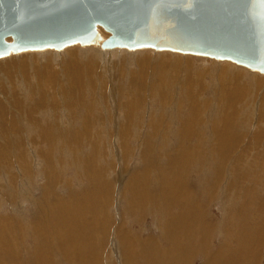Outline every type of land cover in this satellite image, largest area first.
Instances as JSON below:
<instances>
[{"label":"bare ground","instance_id":"6f19581e","mask_svg":"<svg viewBox=\"0 0 264 264\" xmlns=\"http://www.w3.org/2000/svg\"><path fill=\"white\" fill-rule=\"evenodd\" d=\"M175 25H177V21L175 20L174 21H171L168 19L163 20V17L161 18L153 17L150 20V17H149L147 20L146 28L143 31L139 32L138 35L149 37V38L155 37L156 39H163L167 41L184 42L187 39L189 42H201L204 44L209 43L210 37H206L205 34H203V36L195 35L194 38H187L185 36H182L180 32L177 30V28L175 27ZM97 29H99L98 33L100 34V38L98 41H95V42L83 43L80 41H73V42L66 43L59 47L49 45V46H44V47L29 46V47L10 48V51L7 52V54L5 55L0 54V85L2 86L3 91L10 96V100L13 103H16V106L21 110L22 114L33 112L34 116L38 120L47 119L49 121L48 126L53 131L51 132V131L43 129V126L38 123V127L35 132L36 135L34 136V139L31 141V148L34 149L35 146L41 144V140L39 139V135L41 134L44 135L45 138L54 139L59 142V144L57 145L58 150H55L57 155H54V156L52 154V151L54 149L48 151V153L50 152V154L48 155L46 152L42 151V149L40 148L41 151L39 152L46 158L48 165H51L54 162L56 163L57 161L56 156L62 155V152L63 154H66L68 158H65L64 156L63 159H60L58 161H63V164H64V159L69 160L71 158L70 156L72 154V148L74 147L78 149L80 148V144L84 137H87V136L98 137L104 134L106 136V134L110 133L111 136L113 135L119 140L117 141V143L115 140V145L118 148V153L115 152L113 149L112 150L108 149L106 147L107 145L106 146L103 145V147H100L96 143L98 142L96 139L94 141L90 139L92 142H89V146H92L94 150H90L88 153L86 152V154L85 153L81 154L82 152L79 153V150L75 153L74 158L71 160L73 161L74 164H77L81 167L83 166L82 170H84V172H88V170L90 171V173H88L90 174L88 176L90 180L89 183L90 185L92 184L94 186L93 187L90 186V190L88 189L89 191H86V193H84L85 190L83 193H80V194L77 192L78 197L74 196V197H77L76 198L77 201H75V198L72 197L73 198L71 199L72 203L68 205L66 202H60L59 204H57L56 203L57 200H56L55 201L56 204L50 209H49L50 203L46 204L47 205L46 209H43L44 204L41 203V205L43 206H42V210L40 208L41 206L39 207L40 208L39 212H38V208H36V213H35L36 216H34L35 218H33L32 220H33V223L39 221L40 223L39 231H40L41 238L43 239V242L46 244L48 248V246H50L49 244L51 240H54V243H55V240H59L57 243H60V246H58V244L56 245L57 252H52V250H49L50 247L48 248V250H45L43 252L41 248L37 247L34 253H30V251L25 249V246H24L25 257H26V261L24 262V264H26L27 262H34L35 264H45L43 257L47 253L48 254L58 253L56 256L59 259H60V256H62L63 258H65V260H67L66 261L67 263L69 261L72 263L71 260H73L74 263L81 264L83 258H86V260H89L91 263L98 262V258H100V264L105 263L104 260H103L104 263H102L103 262L102 257L100 256L99 253L94 252V255L90 253L91 250L97 249V246L99 244L97 242L92 241L90 238L88 239V235L91 236L93 233L92 231L94 229L92 225H94L95 223L91 225V218L89 215L85 214L86 210L84 211L85 207L87 208V206L84 207L83 204L86 200L87 201L90 200L92 202L93 199H96V204L98 203L100 205L99 209H103L106 203V200H107L106 197H108L107 194L110 189L111 183L109 182L110 180L107 179L106 173H108L109 171L106 172V170L108 168L106 169L105 166H101L100 160H102V158L105 161L108 160V162L109 160H111L112 163L117 165L118 163H120L121 160H123L122 158L123 156L125 158L129 157V154L133 152V149L131 147H130L131 149H128L125 147V144L128 142L125 143V141L122 140L123 134L128 135L130 131L132 132V130L138 129L140 127V124H143L145 121H148L150 125L154 129H157L158 131L167 130L169 126L170 127L172 126L171 125L173 123L172 121L176 120L174 118L177 117L178 115H181V116L186 115V117H183L182 120L180 119L178 120L181 124L180 126H183L184 128H190L193 125L195 118L204 119L202 117V112L200 111L202 109H199V108L196 109L197 106L195 107V102L196 101L198 102L199 100H200L199 102H201V98H198L197 96H199V94H202V92H204L208 88H209L208 90H212L213 93L217 92L216 99L219 101V103H217L218 105L217 109H219L223 105H226L228 107L232 105L240 106L243 101V98L245 99V98H248L247 97L248 95L252 94L254 96L256 94V89L258 88L259 83L262 82V86L260 88L258 96H260L259 97L260 104L264 102V70L257 68L255 66H252L244 61H243L244 63H242V61L236 60L232 57H225V56L217 55L219 60L221 59H224V60L219 61L217 59L216 65H214L215 63L212 62L213 67H211V65L210 66L208 65V67H211V68H208L207 71L214 72L215 70V73L217 72V75H213L215 81L213 80L211 84L207 85L201 81V76L203 73H204L203 77H205V73L207 75L209 74L206 71V69H204L203 66L198 65L199 67H201V69L200 68L197 69L196 73L193 76H192L193 71H190V73L188 72V70L191 67H194V63H192V60L190 58L187 60V56H189V54L191 53V50H187L185 52L183 49H180V50H183V52H179L177 50L179 48L175 49V47H173L175 49L174 50L175 53H172L173 54L171 56L172 60L167 62L165 61V56L168 54L164 52L163 48L165 49L169 46H160V47L157 46L159 47L157 49L159 50V52L156 51L158 52V54L155 53L156 56L153 58L154 59L153 60L152 58L149 57V54L148 55L145 54L147 53L146 51L145 53L143 52L146 49L147 45L148 46L149 45L156 46V45L149 44V43L140 44V45L139 44L129 45L127 43H117V42L115 43L113 42L112 44L105 45L103 44V41L104 39L108 38L107 36L108 34L106 33L103 27L98 26ZM109 33L111 35V32ZM11 39L13 40V37L11 38L8 37V39L6 38V40L9 42H12ZM165 43H170V42H165ZM25 48H28V50L23 51ZM87 50H89L90 52L94 51L95 52L94 55L96 54V51L98 50L97 53L101 55L98 59L103 57L104 65H108L111 63L114 51L116 52L122 51L123 53L126 54L123 59L126 61V64H128L129 62H133L136 64L137 68L133 69L134 67L132 66L133 68H131V65H130V69L131 70L133 69L134 71L133 70L131 71V75L129 74L127 75L129 76L128 77L129 80L127 81V83L126 84L122 83L123 75H121V70H119L120 68H118L117 62H115L114 60L111 63V67L109 66L110 69L104 68L103 64H101L98 60H93V57H92L93 61L88 62V63L85 62L86 61L85 58H84L85 61L82 60L83 59L82 58L81 60L84 61V63H82L81 60H79L80 51L82 53H85ZM163 52L165 54H163ZM198 52L200 51H197V53ZM46 56L48 57L50 56L49 58L51 59H46ZM60 56H65L66 59L64 61H61L62 59L60 58ZM95 58L97 57L95 56ZM116 58H118L117 54H116ZM40 60H42L41 64L38 65L37 62H39ZM52 60H54L55 64L56 62L58 64L59 63L58 60H60L59 67L55 66ZM225 61H227L229 64L224 63ZM43 63H47V64H44L41 67ZM115 66L117 67L115 68V72H114L113 69ZM236 66H237V69H236ZM107 70L110 71L109 74H111V76L106 77L105 71ZM98 72L100 73V76H98V79H95V74H97ZM238 72L242 74H250V75L253 74L250 78V81L252 79V83L250 84L244 83L243 79L238 74ZM183 76L184 78H182ZM191 76L193 77V81H192L194 84L193 86L191 82ZM183 79L184 80L186 79L185 80L186 82H184ZM124 86H127V87L129 86L128 88L132 87L131 89L135 90L134 97L131 96L130 93L128 92L126 93L124 89H123L124 93L121 94L120 89L124 88ZM85 88H88L89 92L91 91L96 95L93 94V98L91 101L84 99L85 101H89V102H87L86 105L81 103L84 105V107L88 105L86 109L85 108L82 109L83 107L80 106L81 104L79 103V100H81L82 98H84L85 95H87V94L84 95ZM187 89L189 90L188 92H187ZM164 90L165 91L167 90V93H164L163 92ZM181 91H183V95H184V91H186L185 96L187 93V97L189 96L190 104L191 105L194 104L193 109L191 106L188 108V110H186L187 108H184L185 106L183 105L184 102L182 103V105L180 104L179 100H181L182 94L180 95L179 92ZM56 95L57 97H54ZM88 95H90V93ZM123 95L125 96V100H123ZM155 96L157 97V99L155 100L157 101V104H158L157 110L159 109L158 111L160 112H158V114L150 115V112H149L150 107H148V110H147L146 106L148 102L150 103L152 101V100L151 101L149 100L153 97L155 98ZM178 96L180 97L178 98ZM186 102L188 103V101ZM104 105L106 106L104 107ZM59 106H61V108H59ZM261 107L259 108V110L261 109ZM254 108H257V107H254ZM129 111L132 113H128ZM102 113L105 114V117H101ZM18 114L19 116H16ZM82 117H86L87 120L86 119L84 120V118L82 119ZM122 117H124L125 120L127 121L126 124L123 123V121L125 120H122L121 119ZM4 118L11 119L13 120V122L10 124L2 123L3 126L0 127V145H1L0 146V173L7 177L1 183L2 184L5 183L6 185H8L9 183L12 182V180H15L17 176L20 175L21 178L26 179L28 184L32 185L33 184L31 183L33 182L32 177L36 175L34 169L39 170L41 168L38 165L40 164V161L38 160L39 162H36V164L33 165L34 157L38 158V156L36 155L32 159V153H30L29 148L26 146L28 145L30 147V145L28 142H26L25 136L17 137V143L14 140L15 135H18L17 132L19 131V129L24 127L23 117L20 113H17V112L14 113V116L9 115L6 112V110L2 107V105L0 104V121L3 120ZM206 119H208L211 123L213 122L212 121L213 118L211 117H207ZM79 120L81 122L82 120L89 122L87 124L85 123L86 125L83 122V124L85 125L84 134H80L78 132L77 125H79L78 124ZM93 121L97 122L98 124L92 123ZM167 123L170 125L168 126ZM96 127L104 131L99 133L98 131L95 130ZM33 129L34 127L31 129V131ZM168 132L170 133V131ZM147 134L146 136H142V144L143 146L145 145V148L143 150L144 153L142 154V158L140 160L139 165L135 166L134 168H130L127 166L126 164L127 160H126L124 161L125 166L121 169L120 174H118V176L123 181L122 185L116 189L117 194H118V196H116L118 197V205L120 206L122 204V201H121L122 198H120L121 197L120 192L123 191L125 194L124 196L129 197L127 202H128V206L130 207L132 211L139 210L137 208L139 207L137 204H139L141 208H146L144 206L149 201L153 202V204L154 203L158 204L159 208H161L162 206L164 208L166 207L173 208L174 206H177L178 208L181 207V211L179 213H177L176 215L174 214L173 217L169 216L166 219L167 220L166 224L165 225L163 224L164 226L163 228L166 229L165 231L169 232L170 234L169 236L172 238V242H174V247L169 249V251L167 250L166 252L164 251L162 252L161 250L162 246L161 245L159 246L158 242L155 243V241H153L152 239H145V240L138 239V240L140 241L139 243H141L140 245L142 246L143 251L144 250L146 251V255L148 257H146L145 255L144 259L147 262H149V264H157L160 260H163L162 264H169L167 263V261L169 260L170 256H172V251L177 256V257L175 256L176 258L173 257L175 259V261L173 260L174 262H176L177 264H190L189 263L190 258L195 256L194 254L195 250L189 249V251L187 252L186 245L184 246L183 243L180 244V242L177 243V238H180V236H183L184 239L186 240L187 236H189L192 232H194V227L199 228V234L197 233V236L199 235V240L202 236L204 237L206 241V246H203L200 243V241H199V244L201 247L203 246V249H205V247L209 248L208 244H209L210 234L212 233V230L214 229L211 222L205 220V217L208 215L207 213H205L206 208L205 207L203 208L201 206V203H199L198 205V202H197L198 200L195 201L196 194H194L193 190L189 187L188 181L185 176L186 171L189 169V166L196 164L194 163L196 161H193V159H195L196 156L198 155L197 156L198 159L201 160L199 161L200 163L198 164L202 165V163L203 164L207 163V166L208 164H214L216 160L217 162L216 170L217 171L215 173V176H216V179L218 180V183L220 184V187L221 186L223 187V189L222 187L221 189L226 191V189H228L229 187H232L231 188L232 190L235 189V191H239L238 189L239 188L243 189V186L245 184L241 185L238 188L236 186L234 187V184L232 183V181L230 182V180H232L231 178L237 179V177H240V178L244 177L245 178L244 181L249 179V176L251 173L249 172V170L244 169L243 166H250V165H246L244 162L246 161L247 163H250L251 160H254L252 159L254 155L251 156L252 153H255V155H257L256 153L260 154V152L264 150H261V149L257 150L261 146V142H259L257 138H256L257 141L255 140V144L252 143L256 150L255 151L252 150L253 152H250V153H248L250 149L247 148L248 146V143H247L246 145L243 144L241 146L240 154L235 155V151L234 149H232L234 147L233 141H229L226 144H224L223 141H219V145H222V147L218 150L216 148V137L214 134H211L210 138H205L206 140H200V142L198 143L196 142L192 144L191 146L187 147L184 145L183 141L194 140L198 137L199 133L193 132L192 130H185L181 132L180 134L177 133L178 138H180V142L175 143L171 147L173 149V152L171 154H164V156L168 157L167 160L165 161V163L167 164H165L164 166L160 164L161 166H158L156 163L157 160L153 158L154 153L152 151V148H154V144H155L154 143L155 135H153L155 133L153 134L150 133L152 137ZM134 138L136 137L134 136ZM255 145L258 146V148H256ZM263 153L259 156H263ZM49 156L54 159V162H51V159ZM11 157H12V160L14 161L11 160ZM208 157H211V158L207 160L206 158ZM261 162H264V161H261ZM191 163H194V164H191ZM198 164H196V166H198ZM48 165L46 164L45 168H43L44 177L46 178L47 182H49L48 185L49 186L51 185L53 189L55 190V188H57L58 183L60 185L61 183L62 185H64L65 182L63 181L61 177L62 176L61 171L59 169L55 171L56 167H54V169H51L49 168ZM120 165H119V168H120ZM227 165H229L228 170L225 171L227 168ZM156 171H161V172L157 173ZM225 172L227 173L229 172L231 176L230 177L228 176V178L224 177V175L226 174ZM83 175L85 176V174ZM259 178L260 176L257 174L252 179H259ZM150 180L152 182H155L156 186L153 185L151 188H148L147 182ZM222 181L224 183H222ZM246 182L248 184L250 181H246ZM218 183L217 185H219ZM30 188L31 186H27L23 184L22 192L24 193L26 192V194H28L27 192H28V189ZM153 188H154V193H157V196L156 194H154L155 199L157 198L156 200L151 196L152 195L151 193H153V191L151 192V190ZM252 190H253L252 186H250V189L245 190V192L247 194H251L252 196H254ZM98 191L100 192L103 191V193L98 194L100 193ZM1 192L3 191H0V193ZM47 192H48V189L46 190V193ZM207 195H209V193ZM68 196H73V193ZM68 199H70V197ZM6 200H8L9 203L10 201H12L11 202L12 207L15 211H17L18 209H21L23 206L21 205V202H17L18 199L16 200V198L8 199V197L6 196ZM47 200L48 199L46 198L45 201ZM254 202H256V200ZM38 204L40 203H37V205ZM242 206H247V204L242 205ZM258 206H259L258 209L263 211L264 203L260 202ZM0 210L2 211L5 210L1 204H0ZM53 211H55V213L58 212L59 214V218H60L59 227H61V229L56 228L57 231L54 232L55 238L53 237L54 239L52 238L50 239V237H52L53 231L52 233L47 231L46 227L50 223L49 212H53ZM97 213H100V212L98 211ZM67 214L69 215L67 216ZM102 215L103 214H101L100 216ZM247 215H245L242 218V220ZM3 216H1L0 214V233H2L0 235V239H1L0 248H2V251L5 256L3 260H0V264H19L20 261H19L18 252H17V246L19 245L17 244V241L19 240V238L18 239L15 238L16 241H14L10 237V235L15 230H19L20 232L23 233L25 228H29L27 227L28 223L20 219L18 220L16 216L15 217L13 216L15 219H12L9 215H8L9 217H5V216L3 217ZM79 216H81V218H79ZM105 217L106 215L103 216L102 223H101V220L99 219V224H101L99 226H105L106 224V221L104 220L106 219ZM32 220L30 221V224H32ZM74 221L76 222L73 224ZM23 222L25 225L23 224ZM66 223H68L67 226H66ZM240 223L239 225H241ZM55 225L57 226L56 223ZM263 229H264L263 226L260 225L256 227V229L254 228V231H252L251 234H248L250 232L246 230L245 231L239 230L238 232L239 236L237 235L238 237L235 239L237 240L238 248H236V251H234V254L231 255V253H229L228 251H225L227 249L224 247L225 248L224 250L223 246H220L216 250V252H212L211 250L206 248L205 260L208 261L209 264H225L226 261L230 262L229 264H234V261H235L234 258L238 257L239 263H235V264H260L259 263L260 257H256V254H257L258 246H260L261 244V243L260 244L258 243V240H260L262 243L264 242V230ZM16 232L17 231H15V233ZM110 233L107 235V238L110 235ZM167 235L168 234L166 233V237ZM115 237L116 238L113 239L115 246L113 250L110 251L111 256L113 255L112 252L118 251V253L120 254L121 261L125 260V264H134V260L137 256V254L135 253V250H136L138 241L135 242L136 240H133L131 232L127 231L125 228L119 231L118 234H117V228H116ZM251 237H252V240L250 242L249 240ZM119 238L122 240V246L120 245ZM134 239H136V237ZM2 240L3 241L6 240L4 241L6 242V244L2 243ZM117 240L119 242H117ZM247 243L249 244V246L246 245ZM251 243L253 245H250ZM87 248L90 249L89 252ZM251 248L252 250H250L249 252V249ZM20 249H22V247ZM123 249H124L125 255L123 254ZM72 250L74 251V253L79 252V254L73 255L74 253L72 254ZM104 250L102 252H104ZM81 251H82V254H81ZM199 251H196V252H199ZM201 251L204 252V250H201ZM244 252L246 254L245 256H243ZM19 253H21L22 255V252L19 251ZM250 253H251V257H249ZM110 254L108 255V257L110 256ZM76 258L79 259L78 262H76L77 261ZM239 258H241V260H239ZM249 258H251L250 261L248 260ZM7 259L9 261H7ZM47 259H49L50 263L52 264L53 260L50 259V257H48ZM74 259H76V261ZM242 260L244 261L242 262ZM55 261H58V259H56ZM219 261L222 263H220Z\"/></svg>","mask_w":264,"mask_h":264},{"label":"rangeland","instance_id":"374dc122","mask_svg":"<svg viewBox=\"0 0 264 264\" xmlns=\"http://www.w3.org/2000/svg\"><path fill=\"white\" fill-rule=\"evenodd\" d=\"M98 26L102 27L101 25H98ZM104 30L108 34V35L107 34L106 35L109 37L110 36L109 31L106 30L105 28H104ZM9 38H11V37H9ZM11 41H13V40L11 39ZM156 47L157 46H152V45L148 46L147 45L146 49L144 50L143 53H145V51H146L147 53H145V54H147V55L149 54V57L153 59L156 56L155 53L158 54V52H159V50H157L159 47H157V48ZM153 48H155V49H153ZM175 49L173 47H171V48L167 47L165 49L163 48L164 52L166 54L170 55V56H168V55L165 56L164 55L165 56V61L169 62L170 60H172L171 56L173 55L172 53H175L174 52ZM26 50H28V48H25L23 51H26ZM153 50H155V51H153ZM177 50L179 52H183V50H180V49H177ZM9 51H10V48L8 50H5L1 54L5 55ZM97 51H96L95 55H94V53H95L94 51H91L93 53L92 54L89 50H87L85 52L87 55L80 51V57L81 58L79 57V60H81L82 58H83L82 60H84V58H85L86 61L85 60L84 61L86 63L91 62L93 60H98L101 64H103L104 68H106V69H110L109 66L111 67V63L114 60L115 62H117L118 68H120L119 70H121V75H123V82L122 83L126 84L127 81L129 80V78H128L129 76H127V75L128 74L131 75V71L133 69L137 68L136 64L133 63V62H129L128 64H126V61L123 60L124 56L126 54L123 53L122 51H118V52L114 51L111 63L108 64V65H104V59H103V57L98 59L101 55L98 54ZM156 51H158V52H156ZM184 51L186 52L187 50H184ZM164 52H163V54H165ZM116 54H117L118 58H116ZM95 56L97 58H95ZM47 57L48 56H46V59H51V58H49L50 56L48 58ZM86 57H88L89 59L86 58ZM92 57H93V60H92ZM213 57L216 58V59H214ZM60 58L62 59L61 61H64L66 59L65 56H60ZM189 58L192 60V63H194V67H191L188 70V72L190 73V71H193L192 72V76H193L196 73L197 69H199V68L201 69V67H199L198 65L203 66L204 69H206V71H207L208 68L213 67L212 66V62L215 63L214 65H216L218 56L217 55L214 56V54L205 53V52L201 53V51L198 52V53H197V51H191L189 56H187V60ZM203 58L204 59L206 58V59L204 60ZM208 58H210V59H208ZM82 60H81V62L84 63V61H82ZM223 60L224 59H221L219 61H223ZM41 61L42 60L37 62L38 65L41 64ZM58 61H59V63L57 64V62H56V64H55L54 60H52L53 64L55 66H57V67H59V64H60V60H58ZM47 63H49V62H47ZM47 63H43L41 65V67L44 64H47ZM224 63H228V62L225 61ZM242 63H244V62L242 61ZM130 65H131V68L134 67L132 70L130 69ZM208 65L209 66L211 65V67H208ZM116 67L117 66H115L114 69H113L114 72H115V68ZM124 67L126 68V70H125ZM236 69H237V66H236ZM202 72H204V71H202ZM207 72L209 74L207 75L205 73V77H203L204 73L202 74L201 81L208 85V84H211L213 80L215 81L213 75H217V72L215 73V70H214V72H212V71H207ZM105 73H106V77L111 76V74H109L110 73L109 70L105 71ZM238 74L241 76V78L243 79L244 83H248V84L252 83V79L250 81V78H251V76L253 74L252 75H250V74H242L240 72H238ZM98 76H100L99 72L97 74H95V79H98ZM184 76H186V75H184ZM184 76L182 78H184ZM192 76H191V82L193 81V77ZM185 80L183 79L184 82H186ZM193 85L194 84L192 82V86ZM261 86H262V82L259 83L258 88L256 89V94L254 96L252 94L248 95L247 96L248 98H245V99L243 98V101H242L240 106L232 105V106L228 107L226 105H223L219 109H217V107H218L217 103H219V101L216 99L217 92L213 93L212 90H208L209 89L208 88L207 90L202 92V94H199V96H197L198 98H201V102H199L200 100L198 102L197 101L195 102V107L197 106L196 109L199 108V109L203 110V111L202 110H200V111L202 112V117L204 119L195 118V121H194L193 125L190 128H184L183 126H180L181 124H180V122L178 120L179 119L182 120L183 117H186V115L185 116L184 115H182V116L178 115L177 117L174 118L176 120H173L172 121L173 123L171 122L172 123L171 124L172 128L169 126L170 124L167 123L168 126H169V128L167 130L170 131V133L167 130H162V131L159 130L158 131L157 129H154L150 125V123L148 121H145V122L143 121L144 123L142 122L143 124H140V127L141 126L142 127L141 128L139 127L136 130H132V132L130 131L128 133L129 136L127 134L126 135L123 134L122 140H124L125 143L128 142V143L125 144V147L128 148V149H131V148L133 149V152L129 154V157L125 158L123 156L122 157L123 160H121L120 163H118L117 165L112 163L111 160H109V162H108V160L105 161L103 158H102L103 161L100 160V165L101 166H105L106 169L108 168L106 170V172L107 171H109V172L106 173V174H107V179L110 180L109 182L111 183L110 189H109L108 194H107L108 197H106L107 200H106V203H105L103 209H99L100 205L98 203L96 204V199H93L92 202L90 200L89 201L86 200L85 202L88 205L85 202L83 204L84 207L87 206V208L85 207L84 211L86 210L85 214L90 216L91 225L95 223L94 225H92V227L94 229L92 231L93 233H92L91 236L88 235V239L90 238L92 241L97 242L99 244L97 246V249L91 250L90 253L92 255H94V252L99 253L100 256L102 257V261L103 260L105 261V263H104V261L102 262L104 264H122V263L125 264V260L121 261L120 254L118 253V251L112 252L113 253L112 256L110 254V251L113 250V248L115 246V243H114L113 239L116 238L115 237V229L116 228H117V234H118L119 231H121L122 229L125 228L127 231L131 232L133 240H136L135 242L138 241L137 242V246H136V250H135V253L137 254V256H136V258L134 260V264H149V262H147L144 259L145 255H146V251L144 250L145 251V253H144V251L142 249V246L140 245L141 243H139L140 242L139 240L152 239L153 241H155V243L158 242V245L162 246L161 247L162 252L163 251L166 252L167 250L169 251V249L174 247V242H172V238L169 236L170 235L169 232L165 231L166 229L163 228L164 227L163 224L164 225L166 224V221H167L166 219L169 216L173 217L174 214L176 215L177 213H179L181 211V207L178 208L177 206H174L173 208H171V207L170 208H167V207L164 208L162 206L161 208H159L158 204H156V203L153 204V202L149 201L150 203L148 202L144 206L146 208H141V206L139 204H137L140 207V208L137 207L139 210L132 211L130 209V207L128 206V202H127L129 197H125L124 196L125 194H124L123 191L120 192V196H121L120 198H122V200H121L122 204L120 206L118 205V197H116V196H118V194H117V190L116 189L118 187H120L122 185V182H123L122 179L118 176V174H120L121 169L125 166V162L124 161L127 160L126 164L130 168H134L135 166H138L139 163H140V160L142 158V154L144 153L143 150L145 148V145L143 146V144H142V136H146V134L148 133L147 135H150L152 137L151 134L155 133V134H153V135H155V137H154L155 138V141H154L155 144H154V148H152V151L154 153V157L153 158H155L157 160L156 163H157L158 166H161L160 164H162V166H164L165 164H167V163H165V161L168 158V157L164 156V154H171L173 152V149L171 147L175 143L180 142V138H178L177 133L180 134L181 132H183L185 130H192L193 132L199 133V135H198V137L196 139L189 140V141H183L184 145L187 146V147L191 146L192 144H194L196 142L197 143L200 142V140H206L205 138H210V135L214 134L215 137H216V148L218 150L222 147V145H219V141H223L224 144H226L229 141H233L234 142V144H233L234 147L232 149H234L235 155H237V154L239 155L241 146L243 144L246 145L247 143H248L247 148L250 149V151L248 153H250V152H253V151L256 150L255 147L253 146V144H255V140L257 141V139H258L259 142H261L260 148H258V146L255 145L256 148H258L257 150H259V149L264 150V102L262 104H260V98H259L260 96H258V93L260 91ZM128 87L124 86V88L120 89L121 90V94H123L124 91H125L126 93L127 92L130 93L131 96L134 97L135 90L131 89L132 87H130V88H128ZM123 89H124V91H123ZM85 90H84V95L85 94H87V95H85L84 98H82L83 101H82V99L79 100V103L80 104L83 103V104L86 105L87 102H89V101H85L84 99L91 101L92 98H93V94L94 93L91 92V91L89 92L88 88H85ZM188 91L189 90L187 89V92ZM163 92L167 93V90L166 91L164 90ZM185 92L186 91H184V95H183V91L179 92L180 95L182 94L181 95L182 96L181 100H183V101L179 100L180 104L182 105V103L184 102L183 105L185 106L184 108H187L186 110H188V108L191 107V106H192V109H193L194 108V104L193 105L190 104L189 96L187 97V93H186V96H185ZM89 93H90V95H88ZM94 95H96V94H94ZM87 96L90 99H88ZM252 96H253V98H252ZM54 97H57V95L54 96ZM179 97L180 96H178V98ZM156 99H157L156 96H155V98L154 97L151 98L149 101L152 100L153 103H152V101L150 102L152 104H150L148 102V104L146 106L147 110H148V107H150L149 108L150 115L158 114V112H160V111H158L159 109L157 110L158 104H157V101H155ZM123 100H125V96L124 95H123ZM186 101H188L189 104ZM199 103H200V105L201 104L202 105L200 106ZM0 104L2 105V107L6 110V112L9 115L14 116L15 112L20 113L22 115L24 127L19 129V131L17 132L18 135H15V139L14 140L17 143V137L25 136L26 137L25 138L26 142H28L29 145H30V147L28 145H26V146L29 148L30 153H32V159H33L34 156H36V155L38 156V158L34 157L35 160L33 159V165L36 164V162L40 161V164H38V165L41 167L39 170L34 169V171H35L37 176L35 175V176L32 177V180H33V182H31V183H33L32 185L28 184L26 179L21 178L20 175H18L17 178L15 180H12V182L9 183L8 185H6L5 183L2 184L1 182H3V180H5L7 177L0 173V191H3V192L0 193V198H1L0 199V204L5 209L3 211L0 210L1 216H3V214H4L5 217H9L10 216L12 219H15L14 217L16 216L18 220L20 219V220H23L24 222L28 223L27 227H29V228H25L23 233L20 232L19 230H15V231H17V232L19 231V232L15 233V231H14L10 235V237L14 241H16V239H18V238L20 240V241L19 240L17 241V244H19L17 246V252H18V257H19V261H20L19 264H24V262L26 261L25 249L30 251V253H34V251L36 250L37 247L41 248V250L43 252L45 250H48V248L50 247L49 250H52V252H57L56 245L58 244V246H60V243H57L59 240H55V243H54V240H51V242L49 244L50 246H48V248H47L46 244L43 242V239L41 238L40 231H39L40 223H39V221L33 223V220H32L33 218H35L34 216H36V214H35L36 213V208H38V212L40 211V208L42 210V206L43 205H41V203L44 204L43 209L47 208V205H46L47 203H50L49 209L52 208L56 203L59 204L60 202H66L67 205H68V204L72 203L71 199H73V198H75V201H77L76 198L78 197L77 196L78 193L79 194L83 193L84 190H85L84 193H86V191L90 190V186L91 187L94 186L92 184L90 185V183H89L90 180H89L88 176L90 174H88V173H90V171L88 170V172H84V170H82L83 166L81 167V166H79L77 164H74L73 161L71 160V159L74 158L75 153L79 150V153L82 152L81 154H84V153L86 154V152L88 153L90 150H94L92 146H89V142H92L95 139L98 141L96 143L100 147H103V145L104 146L107 145L106 147L108 149H111V150L113 149L115 152L118 153V148L115 145V140H116V143L119 140L115 136H113V135L111 136L110 133L106 134V136L104 134V135H100L98 137H95V136L84 137L82 139L81 144H80V148L79 149L76 148V147L72 148V154L70 156L71 158L69 160L64 159V164H63V161H58L60 159H63L64 156H65V158H68L67 155L63 154V152H62V155L56 156V158H57L56 163L54 162V159L49 156L50 159H51V162H54V163H52L51 165H48V162H47L46 158L39 151H41V149H42V151L46 152L49 155L50 152L48 153V151L54 149L52 151V154H53V156L57 155L55 150H58L57 145L59 144V142L54 140V139L45 138L44 135L41 134V135H39V139L41 140V144L35 146L34 149H32L31 148V141L34 139V136L36 135L35 132H36V129L38 127V123L43 126V129L53 132L52 129L48 126L49 121L47 119L38 120L34 116L33 112L27 113V114H22L21 110L16 106V103H13L10 100V96L3 91L1 85H0ZM83 104H81L80 106L83 107L82 109H84V108L86 109L88 107V105L84 107ZM213 104H214V106H213ZM61 106H59V108H61ZM105 106L106 105H104V107ZM254 107H257V108H254ZM260 107H261V109L259 110ZM128 113H132V112L129 111ZM203 114H205L206 116L203 115ZM16 116H19V114L16 115ZM258 116H259V118H258ZM101 117H105V114L102 113ZM151 117H153V116H151ZM207 117L213 118L212 119L213 122L211 123L208 119H206ZM83 118H84V120L85 119L87 120L86 117H82V119ZM123 118L124 117H122L121 119L125 120V118L124 119ZM84 120H82V122L79 120V123H78L79 125H77L78 126L77 127L78 128V132L80 134H84V130H85L84 126L87 123H89L88 121L86 122ZM12 122H13V120L8 119V118H4L3 120L0 121V124H1L0 127L3 126L2 123L10 124ZM83 122H84V124L85 123L86 124L84 125ZM126 122H127L126 120L123 121L124 124H126ZM92 123H97V122L93 121ZM33 127H34V129L31 131V129ZM95 130L98 131L99 133L104 131V130L98 129V127H96ZM168 133H169V135H168ZM166 135H168V136H166ZM134 136L136 138H134ZM88 140H90V141H88ZM118 144H119V142H118ZM81 149H83V150L85 149L84 152ZM155 149H157V150H155ZM263 152L264 151L260 152V154L256 153L257 155H255V153H252L251 156L254 155V157L252 158L254 160H251L250 163H247L246 161L244 162L246 165H250V166H243L244 169L249 170V172L251 173L250 176H249V179L246 180V181H250L248 184H247L246 181H244V179H245L244 177L243 178L237 177V179L236 178H234V179L231 178L232 180H230V182L232 181V183L234 184V187L236 186L238 188L241 185L245 184L243 186V189L242 188L238 189L239 191H235V189L232 190L231 189L232 187H229L228 189H226V191H224V190H222L223 187L221 186L222 187V189H221L220 184L218 183V180L216 179V176H215V173L217 171L216 170V166H217L216 160H215L214 164H208V166H207V163L206 164L202 163V165L198 164V163H200L199 161H201L200 159H198V157H197L198 155L195 158L196 160L193 159V161H196L194 163L198 164V166H196V164L192 165V166H189V169L186 171V175L185 176H186V179L188 181L189 187L193 190L194 194H196L195 195V201L198 200L197 201L198 205H199V203H201V206L203 208L204 207L206 208V212L205 213H207L208 214L207 216H209V217L206 216L205 220L206 221H210L211 224L213 225L214 229L212 230V233L210 234V239H209V244H208L209 248L205 247V249H203V246H206V241H205L204 237L202 236L200 238V240H199V235L197 236V233L199 234V228L194 227V232H192L189 236H187L186 240L184 239L183 236H180V238H177V243L180 242V244L183 243L184 246L186 245V251L187 252L189 251V249L190 250H195L194 251L195 256L193 255L194 257L190 258V262H189L190 264H206V263L209 264L208 261L205 260L206 248L211 250L212 252H216V250L220 246H223V249L225 250V248H226L227 250H225V251H228L232 255V254H234V251H236V248H238L237 240H235V239L239 236V234H238L239 230L240 231H245L246 230V231L250 232V233H248V232H246V233L251 234V232L254 231V228L256 229V227H258L260 225L263 226V228H264V209H263V211L258 209L259 208L258 205L260 204V202L264 203V180H263V178H264V166H263L264 162H261V161H264V153ZM262 153H263V156H259ZM247 154H245V155H247ZM12 157H13V155H12ZM12 157H11V160H12ZM209 158H211V157H208L206 159L208 160ZM255 158H256V160H255ZM197 160H198V162H197ZM12 161H14V160H12ZM67 161H68V163H67ZM153 162H155V161H153ZM194 163H191V164H194ZM46 164L51 169H54V167H56L55 171H57L59 169L61 171V173H62L61 177H62L63 181L66 184L64 183V185H62V183H61V185H60L58 183L57 188H55V190L53 189V187L51 185L49 186L48 185L49 182H47L46 178L44 177V169L43 168H45ZM259 164L262 165V166H260ZM119 165H120V168H119ZM213 166H215V167H213ZM228 166L229 165H227V168H226L225 171L228 170ZM209 167H210V169H209ZM206 168H207V170H206ZM156 172L160 173L161 171H156ZM225 173L226 174L224 175V177L228 178V176L229 177L231 176V174L229 172L228 173L225 172ZM83 174H85V176ZM254 174L255 175L258 174L260 176V178L259 179H252L255 176ZM207 178H208V180H207ZM223 181H225V180H223ZM223 181H222V183H224ZM217 183L219 185H217ZM23 184H25L27 186H31V188L28 189V192H27L28 194H26V192L25 193L22 192V185ZM147 185H148V188H151L153 185L156 186V183L152 182L150 180V181L147 182ZM250 186H252V189H253L252 191H253L254 196H252L251 194H247L245 192V190L250 189ZM47 189H48V192L46 193ZM152 191H153V193H151ZM215 191H216V193H215ZM98 192H100V191H98ZM128 192H129V190H128ZM151 192H150L152 194L151 196L155 199V195L154 194H156V196H157V193H154V188L151 190ZM72 193H73V196H68V195H70ZM102 193H103V191H101L98 194H102ZM208 193H209V195H207ZM6 196L8 197V199H14V198H16V200L18 199L17 202H21V205H23L22 208L18 209L17 211H15L13 209V207H12V203H11L12 201H10V203H9L8 200H6ZM74 196H77V197H74ZM94 196H96V195H94ZM69 197H70V199H68ZM46 198L48 199L47 200L48 202L45 201ZM49 198H50V200H49ZM231 199H233V200H231ZM236 199H237V201H236ZM255 200H256V202H254ZM55 201H56V203H55ZM253 202H254V204H253ZM37 203H40V204L37 205ZM246 204H247V206H242V205H246ZM94 206L96 207V209H95ZM126 207H128V208H126ZM243 207H245V208H243ZM240 208L241 209L243 208L244 210L242 209L243 210L242 211ZM87 209H89V210H87ZM98 211L101 214H103V215L100 216L101 214L97 213ZM115 212H116V214H115ZM244 213H246V214H244ZM68 215L69 214H67V216ZM98 215H99V217H98ZM104 215H106V217H105L106 219H104L106 221V224H105V226H99V225H101V224H99V219L101 220V223H102ZM245 215H247V216L243 219L244 220L243 221L242 218ZM79 218H81V216H79ZM237 218H239V219H237ZM24 219H26V220H24ZM49 219H50V223L46 227V230L51 232V233L53 231L52 237H50V239L51 238L54 239L55 238L54 232L57 231L56 228L57 229L58 228L61 229V227H59L60 226V224H59L60 218H59L58 212L57 213H55V211L49 212ZM31 220H32V224H30ZM240 220H242V221H240ZM257 221H258V223H257ZM24 222H23V224H24ZM54 222L57 224L58 227L55 225ZM75 222L76 221H74L73 224ZM239 223L242 226L239 225ZM67 225H68V223H66V226ZM95 225H96V227H95ZM236 225H238V226H236ZM109 233H110V235L107 238V235ZM166 233L168 234L167 237H166ZM1 234L2 233H0V235ZM15 234H16V236L17 235L18 236L16 237ZM201 234H202V232H201ZM134 236L136 237V239H134L135 238ZM251 240H252V237L250 238L249 241L251 242ZM0 241H1V239H0ZM4 241H6V240H4ZM4 241L2 240V243L6 244V242H4ZM119 241H120V245L122 246V240L120 238H119ZM119 241L117 240V242H119ZM199 241L203 245L202 247L200 246ZM258 243L259 244L261 243V244H260V246H258L256 257H260V261L258 260L259 263L260 264H264V242L262 243L260 240H258ZM53 244H55V245H53ZM246 245L249 246L248 243ZM250 245H253V244L251 243ZM24 246H25V249H24ZM21 247H22V249H20ZM200 247H201V249H200ZM54 249H55V251H54ZM87 250H88V252L90 251V249H88V248H87ZM103 250H104V252H102ZM201 250H204V252H202ZM250 250H252V248L249 249V252H250ZM1 251H2V248H0V252ZM19 251L22 252V255H21V253H19ZM196 251H199V252H196ZM70 252H71V250H70ZM2 253H3V251L0 253V260H3L4 256H5L4 253L3 254ZM73 253H74V251L72 250V254ZM57 254L58 253H54V254H48L47 253L43 257V260L45 261V264H51L49 259H47L48 257H50V259L53 260L52 264H76V263H74L73 260H71L72 263L70 261L67 263L66 262L67 260H65V258H63L62 256H60V259H59L56 256ZM75 254H79V252L78 253H74L73 255H75ZM81 254H82V251H81ZM109 254H110V256L108 257ZM123 254H124V249H123ZM20 255L23 257V259H22V257ZM170 255H171V253H170ZM245 255L246 254L244 252L243 256H245ZM116 256L119 257L120 259L117 258ZM175 256H176L175 253L172 251V256H170L171 259L169 258L170 261L168 260L167 263H169V264H177L176 262H174L175 259L173 257H175ZM146 257H148V256L146 255ZM249 257H251V253H250ZM124 258H125V256H124ZM56 259H58V261H55ZM76 259H77V261H76ZM76 259H74V260L76 262H78L79 259L78 258H76ZM250 259L251 258H249L248 260L250 261ZM9 260H10V258H9ZM9 260L7 259V261H9ZM234 260H235L234 264L235 263H239L238 257L237 258L235 257ZM239 260H241V258H239ZM205 261H206V263H205ZM243 261L244 260H242V262ZM21 262H23V263H21ZM226 262H228V261H226ZM226 262H225V264H229L230 263V262H228V263H226ZM159 263L162 264L163 260H160L157 264H159ZM220 263H222V262H220ZM26 264H35V263L34 262H27ZM81 264H100V258H98V262H95V263H91L89 260H86V258H83Z\"/></svg>","mask_w":264,"mask_h":264},{"label":"water","instance_id":"95a60500","mask_svg":"<svg viewBox=\"0 0 264 264\" xmlns=\"http://www.w3.org/2000/svg\"><path fill=\"white\" fill-rule=\"evenodd\" d=\"M149 17L175 20L182 36L205 34L209 43L138 35ZM98 25L111 32L105 45L202 51L264 70V0H0V54L9 48L95 42Z\"/></svg>","mask_w":264,"mask_h":264}]
</instances>
